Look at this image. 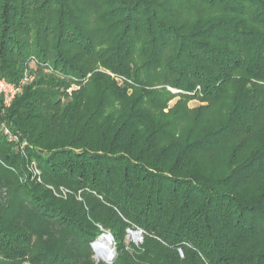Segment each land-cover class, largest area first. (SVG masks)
I'll return each mask as SVG.
<instances>
[{
    "label": "trees",
    "instance_id": "1",
    "mask_svg": "<svg viewBox=\"0 0 264 264\" xmlns=\"http://www.w3.org/2000/svg\"><path fill=\"white\" fill-rule=\"evenodd\" d=\"M25 72L0 264H264V0H0Z\"/></svg>",
    "mask_w": 264,
    "mask_h": 264
},
{
    "label": "built area",
    "instance_id": "2",
    "mask_svg": "<svg viewBox=\"0 0 264 264\" xmlns=\"http://www.w3.org/2000/svg\"><path fill=\"white\" fill-rule=\"evenodd\" d=\"M33 79L34 75L27 72H25V75L16 84L10 83L4 78H0V132L3 133L10 142L18 143L19 139L18 136L11 133L2 117L5 111L11 107L16 97L23 92L24 87L30 85ZM24 146L25 144H22L20 147L24 148ZM32 170L35 174H39L35 163H33ZM140 234H142V232H140Z\"/></svg>",
    "mask_w": 264,
    "mask_h": 264
},
{
    "label": "bare ground",
    "instance_id": "3",
    "mask_svg": "<svg viewBox=\"0 0 264 264\" xmlns=\"http://www.w3.org/2000/svg\"><path fill=\"white\" fill-rule=\"evenodd\" d=\"M98 260H105L108 262L109 252L112 250V244L109 239L102 237L95 245Z\"/></svg>",
    "mask_w": 264,
    "mask_h": 264
},
{
    "label": "water",
    "instance_id": "4",
    "mask_svg": "<svg viewBox=\"0 0 264 264\" xmlns=\"http://www.w3.org/2000/svg\"><path fill=\"white\" fill-rule=\"evenodd\" d=\"M131 233H132L133 236L137 234V233H135V232H131ZM138 234H140V232H138ZM103 237H106L107 239H109L110 242H111V244L114 245V237H113V235H112L111 233L104 234ZM100 240H101V237H100L96 242H94V244L92 245V248H93V250H94V252H95V254H96V258H97V252H96L95 245H96V243H97L98 241H100ZM115 255H116V248L113 247L112 250L109 252V255H108V262H106L105 260H101V261H103V262H105V263H107V264L112 263V260H113V258L115 257ZM97 260H98V259H97Z\"/></svg>",
    "mask_w": 264,
    "mask_h": 264
},
{
    "label": "rangeland",
    "instance_id": "5",
    "mask_svg": "<svg viewBox=\"0 0 264 264\" xmlns=\"http://www.w3.org/2000/svg\"><path fill=\"white\" fill-rule=\"evenodd\" d=\"M172 104H174V103H172ZM199 105V103L197 102V101H193L192 103H190V107H192L193 108V106H198ZM136 233V232H135ZM103 237V236H102ZM101 237V238H102ZM130 239L135 243V244H138V243H140L141 241H142V234H136V235H132L131 234V236H130ZM112 247H114V245L112 244ZM99 261H101V260H99Z\"/></svg>",
    "mask_w": 264,
    "mask_h": 264
}]
</instances>
